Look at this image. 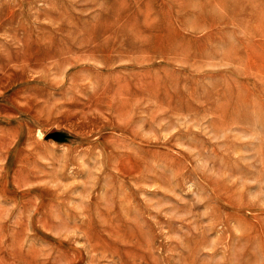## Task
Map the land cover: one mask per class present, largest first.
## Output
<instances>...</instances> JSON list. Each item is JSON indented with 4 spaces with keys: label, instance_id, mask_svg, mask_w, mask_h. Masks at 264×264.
I'll return each mask as SVG.
<instances>
[{
    "label": "rangeland",
    "instance_id": "rangeland-1",
    "mask_svg": "<svg viewBox=\"0 0 264 264\" xmlns=\"http://www.w3.org/2000/svg\"><path fill=\"white\" fill-rule=\"evenodd\" d=\"M0 264H264V0H0Z\"/></svg>",
    "mask_w": 264,
    "mask_h": 264
}]
</instances>
